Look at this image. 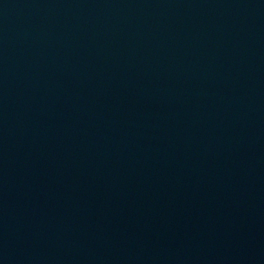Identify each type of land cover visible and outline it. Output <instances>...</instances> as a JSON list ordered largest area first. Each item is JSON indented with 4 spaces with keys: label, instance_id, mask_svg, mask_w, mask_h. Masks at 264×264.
<instances>
[{
    "label": "water",
    "instance_id": "water-1",
    "mask_svg": "<svg viewBox=\"0 0 264 264\" xmlns=\"http://www.w3.org/2000/svg\"><path fill=\"white\" fill-rule=\"evenodd\" d=\"M0 264H264V0H0Z\"/></svg>",
    "mask_w": 264,
    "mask_h": 264
}]
</instances>
